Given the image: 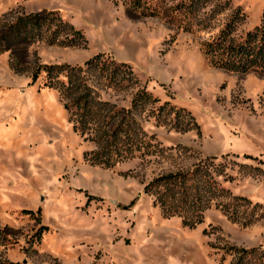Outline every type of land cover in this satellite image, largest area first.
<instances>
[{"label": "rangeland", "instance_id": "374dc122", "mask_svg": "<svg viewBox=\"0 0 264 264\" xmlns=\"http://www.w3.org/2000/svg\"><path fill=\"white\" fill-rule=\"evenodd\" d=\"M188 1L0 0V29L58 11L81 33L68 28L51 45L56 21L45 37L0 53V261L264 264V75L215 68L201 46L231 19L237 39L262 25L264 0H200L194 32L165 18L184 19L176 6ZM98 54L134 74L125 66L110 80L112 69L86 65ZM44 64L81 69L69 80L75 98L89 96L81 126L44 73L32 81ZM143 88L159 100L132 112L131 137L114 136ZM205 165L221 174L201 215L191 199L182 216H166L157 200L164 184L145 192L159 177ZM231 247L252 253L240 260Z\"/></svg>", "mask_w": 264, "mask_h": 264}, {"label": "trees", "instance_id": "16d2710c", "mask_svg": "<svg viewBox=\"0 0 264 264\" xmlns=\"http://www.w3.org/2000/svg\"><path fill=\"white\" fill-rule=\"evenodd\" d=\"M134 2L137 3V0H134ZM198 2H200V0H189L188 2H182L176 6V9L185 13L184 19H187V21L184 19L177 21L176 17L178 15H174L172 17H165L167 23L174 26L177 24L188 32H194L195 30H193L192 27L193 21L190 19V17L195 12ZM218 3L229 4L230 2L218 0ZM236 13L237 17H240V9H237ZM143 14L145 16H160V13L157 11H144ZM56 21L59 22V25L56 26V28L53 30V33L48 37L47 42L49 44L54 45L56 42H58V39L55 37V35L62 34L68 28L74 32L73 35L81 34L79 30H75L72 24L63 19L58 11H44L41 13L23 15L15 22L5 25L3 29H0V53L8 52L12 49V47L17 45H23L39 40L42 36L45 37L50 32L53 23ZM235 28L236 20L231 19L214 38L208 41H203L201 46L205 56L209 59L211 65L218 69L240 74L258 72L264 75V22L262 25L249 30L243 37L239 39L233 36ZM74 40L75 39L64 40L63 44L66 47L78 44V41ZM86 65L98 69L103 75H107L108 70L112 69L110 71L111 73L107 75L110 80L113 79V72L121 67L126 66L130 73L134 74L133 70L128 64L115 63V65H112V61L103 59L101 54H98L87 61ZM80 72V68H74L67 64H44L40 67H36L32 73L33 82L37 81L40 75L44 73L45 85L59 90L61 97L66 101V109L72 114L73 117L75 116L76 128L77 126H81L82 122L85 121L88 112L87 103L89 102V96L87 93L75 98V91H73L71 84L69 83L72 80V75ZM88 88L89 87L87 86V91L90 90ZM158 100L159 99L154 97L153 94L147 90V88L139 90L132 101L130 109H128L129 112L123 111L125 112L123 115L124 122L115 127L112 131V134L115 136L117 133L124 132L127 136L125 140L128 138V136L131 137L132 135L129 128L130 123L133 120V117H131L132 112L143 104L157 102ZM82 102H84L83 108L76 110L77 104H81ZM168 108L169 107L167 104L159 107V115H161L163 111ZM77 113H79V117H76L75 114ZM126 113H129V115L126 116ZM214 168L215 169L212 171L207 167V165H205L203 168L200 167L197 169V171L194 172V176L193 174L192 176L188 174H179L159 177L145 187V192L148 194H154L152 191L155 190V188L163 186L164 184L166 185V189L164 187L162 192L167 194L166 190L168 188L170 199H167L164 194L161 193L157 196V200L160 202V206L162 207V210L166 216H182V212L187 209L188 204H191V199L194 201L193 204H195V214L201 215L203 210L201 209L202 198L206 197V194L215 193L217 189L218 182L214 177V172L217 171V175H220L221 171L219 170L220 167L218 166ZM204 187L207 188V193L202 195L203 193H201V188ZM176 195H178V197ZM242 200L245 201L246 199L242 198ZM24 212L30 213L31 211ZM201 218L199 219V222L202 221ZM232 250H235V252L241 254L239 257L240 260L244 259L246 255L252 253L250 250L236 249L235 247H231V251L227 250V253L233 252ZM0 264L21 263L0 261Z\"/></svg>", "mask_w": 264, "mask_h": 264}]
</instances>
